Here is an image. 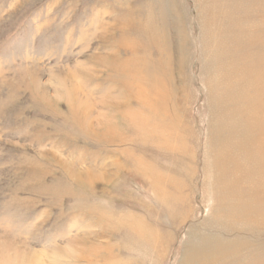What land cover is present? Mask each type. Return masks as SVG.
Listing matches in <instances>:
<instances>
[{
    "label": "rangeland",
    "instance_id": "obj_1",
    "mask_svg": "<svg viewBox=\"0 0 264 264\" xmlns=\"http://www.w3.org/2000/svg\"><path fill=\"white\" fill-rule=\"evenodd\" d=\"M263 6L0 0V264H264Z\"/></svg>",
    "mask_w": 264,
    "mask_h": 264
},
{
    "label": "bare ground",
    "instance_id": "obj_2",
    "mask_svg": "<svg viewBox=\"0 0 264 264\" xmlns=\"http://www.w3.org/2000/svg\"><path fill=\"white\" fill-rule=\"evenodd\" d=\"M263 2V1H262ZM252 7V6H251ZM264 7V6H263ZM264 13V12H263ZM236 17V16H235ZM234 17V18H235ZM260 17V16H259ZM233 18V19H234ZM237 18H239L238 16H237ZM236 18V19H237ZM241 19V18H240ZM264 19V18H263ZM241 20H244V19H241ZM264 21V20H263ZM250 27V26H249ZM241 30V29H240ZM249 32H251L250 30H249ZM239 33V32H238ZM242 34V33H241ZM242 61V60H241ZM245 70H247V69H245ZM243 73V72H242ZM259 73V72H258ZM252 74V73H251ZM257 74V73H256ZM163 74H161V76H162ZM247 75V74H246ZM255 75V74H254ZM254 75H252V76H254ZM163 77V76H162ZM257 77V76H256ZM245 78V77H244ZM165 79V78H164ZM163 79V80H164ZM252 79V78H251ZM158 80V79H157ZM160 80V79H159ZM248 80V79H247ZM253 81V80H252ZM159 83H161V82H159ZM253 83V82H252ZM165 84V83H164ZM262 85H264V84H262ZM258 87V86H257ZM262 90V89H261ZM264 92V91H263ZM259 93V92H258ZM258 93H257V95H258ZM257 116V115H256ZM258 116H259V114H258ZM261 118V117H260ZM256 120V119H255ZM248 122V121H247ZM248 126V125H247ZM245 127H246V125H245ZM250 133V132H249ZM249 133H248V136H249ZM247 133H245V135H246ZM245 137V136H244ZM245 139V138H244ZM248 139V138H247ZM240 140H242V139H240ZM236 141L238 142V140L236 139ZM243 141V140H242ZM234 142V141H233ZM233 145H235V144H233L232 143V146ZM237 146V145H236ZM257 146H258V144H257ZM237 147H239V146H237ZM243 147V146H242ZM241 147V148H242ZM244 148V147H243ZM242 148V149H243ZM258 148V147H257ZM256 148V149H257ZM244 150V149H243ZM247 151V150H246ZM250 155V154H249ZM240 157V156H239ZM248 157V156H247ZM246 157V158H247ZM237 158V157H236ZM239 159V158H238ZM241 159H242V157H241ZM245 159V158H244ZM243 159V160H244ZM248 159V158H247ZM250 159V158H249ZM243 160H241V161H243ZM227 161V160H226ZM231 161V160H230ZM246 161V160H245ZM233 162H234V159H233ZM224 163V162H223ZM230 163V162H229ZM238 163H241V162H239L238 161ZM252 163V162H251ZM247 164V163H246ZM225 165V164H224ZM242 165H243V163H242ZM242 165H240V166H242ZM251 166V165H250ZM243 169H246L245 167L243 168ZM219 170V169H218ZM242 170V169H241ZM247 170H248V168H247ZM246 170V171H247ZM250 170V169H249ZM234 171V170H233ZM217 177V176H216ZM216 180H218V179H216ZM221 183H223V182H221ZM232 183V182H231ZM221 186V185H220ZM225 186V185H224ZM233 186H235V184L233 185ZM238 186V185H237ZM257 186V185H256ZM255 186V187H256ZM262 186H263V184H262ZM261 187V186H260ZM258 188V187H257ZM233 189H235V188H233ZM239 189H241V188H239ZM251 190V189H250ZM255 189H253L252 191H254ZM237 191V190H236ZM235 192V191H234ZM249 192V191H248ZM235 193H238V192H235ZM250 193V192H249ZM225 194V193H224ZM254 195V194H253ZM228 196V195H227ZM238 196V195H237ZM252 196V195H251ZM235 197H236V195H235ZM250 197V196H249ZM260 197V196H259ZM232 198H234V197H232ZM231 199V198H230ZM236 199V198H235ZM251 199V198H250ZM237 200H239V198L237 199ZM247 200V199H246ZM253 200V199H252ZM257 200V199H256ZM259 200V199H258ZM233 201V200H232ZM248 201V200H247ZM251 201V200H250ZM255 201V200H254ZM228 202H229V200H228ZM241 202V201H240ZM260 202V201H259ZM231 203V202H230ZM248 203V202H247ZM256 203V202H255ZM225 204V203H224ZM249 204V203H248ZM262 204V203H261ZM245 205V204H244ZM263 205V204H262ZM228 206V205H227ZM229 206H230V204H229ZM249 206H247V208H248ZM255 207V206H254ZM230 208V207H229ZM260 208V207H259ZM228 209V208H227ZM251 209V208H250ZM253 209V208H252ZM229 210H231V209H229ZM263 210V209H262ZM227 212V211H226ZM225 212V213H226ZM248 213H250V214H253V211H247ZM262 212V211H261ZM231 213V212H230ZM237 213V212H236ZM260 213V212H259ZM228 214H229V212H228ZM235 214V213H234ZM262 214H264V213H262ZM226 215V214H225ZM231 216H232V218L234 217L232 214H230ZM236 215V214H235ZM239 215V214H238ZM228 217H229V215H228ZM230 218V217H229ZM223 220V219H222ZM226 220V219H225ZM231 220V219H230ZM242 220V219H241ZM221 222V221H220ZM232 222V221H231ZM248 222V221H247ZM230 223V222H229ZM239 222H237V224H238ZM249 223V222H248ZM225 224V223H224ZM250 225V224H249ZM253 225V224H252ZM259 225V224H258ZM228 226H230V225H228ZM255 226V225H254ZM237 227V229H238V225L236 226ZM250 227V226H249ZM228 228V227H227ZM226 229V228H225ZM241 229V228H240ZM244 229V228H243ZM148 235V234H147ZM231 238V237H230ZM223 239V238H222ZM219 241V240H218ZM224 241H225V238H224ZM227 242V241H226ZM227 244V243H226ZM225 249V248H224ZM193 251V250H192ZM196 252V251H195ZM203 252V251H202ZM222 252V251H221ZM204 253V252H203ZM219 253V252H218ZM196 254V253H195ZM195 254H193V255H195ZM221 255H222V253H221ZM197 258V257H196ZM199 258V257H198ZM135 261V260H134ZM198 262V261H197ZM200 262V261H199Z\"/></svg>",
    "mask_w": 264,
    "mask_h": 264
}]
</instances>
